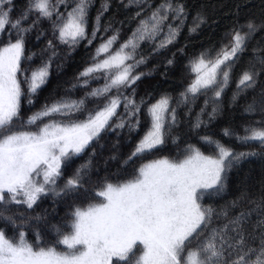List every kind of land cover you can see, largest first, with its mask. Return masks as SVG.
<instances>
[{"label": "snow or ice", "instance_id": "6c2138e0", "mask_svg": "<svg viewBox=\"0 0 264 264\" xmlns=\"http://www.w3.org/2000/svg\"><path fill=\"white\" fill-rule=\"evenodd\" d=\"M94 2L27 0L25 10L13 19L14 0H0V35H9L8 42L0 46V222L16 230L14 236H9L5 228H0V264H264V190L256 200L247 195V190H241L239 196L220 207L202 202L205 197L222 196L233 168L250 157H264V90L244 109L249 115L259 113L260 120L246 123L239 132L235 128L222 130L224 136L242 144L254 143L260 152H236L212 136H202L200 139L212 146V154L206 155L189 144L180 159L151 160L138 167L131 179L116 183L105 180L94 192L99 202L73 206L66 224L51 226L58 237L56 244L42 245L39 230L35 244L26 238L24 228L28 223L40 225L45 216H27L19 211L21 207L34 210L49 196L58 201L88 192L85 184L93 170L94 151L62 185L59 181L72 160L98 142L102 133L118 129L139 133L143 112L147 127L125 159L124 164H128L159 150L170 136L173 143L179 139L172 136V131L181 123L182 109L184 116L191 118L193 131L207 127L221 111L222 98L241 55L249 50L258 32L264 33V20H249L233 27L225 34L227 43L219 49H205L190 61L188 69L194 79L177 96L164 93L152 103L145 97L137 101L134 85L151 75L136 72L147 63V57L137 59L140 43L159 38L153 48L158 53L176 42L188 19L183 0H160L113 51L119 39V29L114 30L97 47L92 63L78 74V83L72 88H86L101 75L103 85L79 100L61 97L21 120L24 86L28 103L32 104V98L47 84L52 66L49 57L35 68L22 67L35 55H25L26 34L41 20H48L60 44L70 49L85 39L91 44L100 31L101 17L110 7L109 0H103L89 39L88 17ZM60 5L65 6L66 13L59 11ZM124 6L138 7L135 17H140L151 8V2L127 0ZM32 15L36 18L25 26ZM205 23L206 15L197 12L189 34H195ZM48 49L56 55L52 40L48 41ZM251 52L247 69L236 80L232 104L255 90L264 72V39L257 40ZM166 63L172 65L174 60ZM127 89H131L129 95H125ZM200 97L204 98L203 106L193 116V105ZM86 100H104V104L85 111ZM121 106L123 113L118 111ZM13 206L16 212H12ZM216 221L221 223L214 226ZM56 245H63V250Z\"/></svg>", "mask_w": 264, "mask_h": 264}, {"label": "trees", "instance_id": "16d2710c", "mask_svg": "<svg viewBox=\"0 0 264 264\" xmlns=\"http://www.w3.org/2000/svg\"><path fill=\"white\" fill-rule=\"evenodd\" d=\"M109 2L110 7L108 11L101 17L100 31L97 33L96 38L92 40L91 44L88 43V39L81 41L74 49H70L67 45L60 44L53 36L51 21L48 26L49 30L46 31V26H44L43 23L44 20H41L32 28L31 32L26 34L25 55L33 56V54H35L31 61L27 60V65L30 66L33 63L35 65L39 60L41 62L42 60L47 61L49 57H52V66L48 82L35 96L36 100L32 103V106L26 102V99L22 98L21 118L22 114L31 110L34 105L42 108L45 104H51L54 100H58L64 96H70L72 99L79 100L85 97L84 92H90L95 88V84L98 86L102 84L92 81L86 88H72L73 84L78 83V74L92 63V57L97 47L111 37L114 34V30L119 29L118 42L113 45L114 51L131 36L132 32L139 25L140 19L150 15L152 9L160 3V0H150L151 8H146L140 17H135V13L139 11L138 7L124 6V4H127V0H124V4L121 3V0H109ZM183 2L188 10V19L180 35L177 37L176 42L158 53H154L153 48L156 43H158L159 38L156 41L146 40L141 42L140 47L137 49V59H139L140 56L147 57V63L140 65V67L136 69V72H143L145 74L151 73V75H145L134 85L136 92L135 99L137 101H139L141 97H145L148 99V103H152L164 93H169L173 97L177 96V94L183 91L193 80L189 75L188 69L191 56H197L205 49H219L222 43H227L225 34L233 27L244 25L249 20H253L254 22L264 20V0H183ZM102 3L103 0H95L89 12V39H91L94 19L96 15L102 11ZM16 6H21L20 8L26 7L27 0H14V8ZM70 9L71 4L68 6V10ZM59 11L66 13L65 6L60 5ZM197 12H202L206 15V23L201 25L195 34H189V26ZM13 15L14 17L17 15L16 10L12 12V16ZM35 18V15L30 16L25 26L30 24ZM105 28H108V30L105 31ZM4 36L8 39V34H4L0 37L2 38ZM260 39H264V33L258 32L256 34V39L249 44V50L243 53L241 59L237 62L232 73V83L229 85V88L222 98L223 103L221 111L216 119L209 123L207 127H201L193 131L190 127L191 118H186L182 109L180 115L181 123L172 131V136H178L179 139L173 143L170 136L165 145L147 156L149 159L154 155H162L169 159L182 158L189 144L200 148L205 154H212V146L204 143L200 139V137L205 135L212 136L214 139L232 147L236 152L261 151L254 143L247 145L242 144L235 138L224 136L222 131L225 128H235L239 132L246 123L261 119L259 113L249 115L244 112V109L247 104L252 102L254 97L258 98L261 90H264V72L259 76L258 85L255 90H249L248 93L242 95L235 104L230 103L231 96L236 90V80L239 78V75L247 69L252 57L251 49L257 43V40ZM49 40H52L55 46V56H52L53 50L48 49ZM38 47L41 48L38 49ZM180 49H183V52H181ZM261 55H264V53H261ZM169 59L174 60L172 65H167L166 62ZM24 65L23 62L22 66ZM36 66L39 65H35L34 67ZM257 68H259V65H257ZM101 77L103 78L102 75ZM130 93L131 89L125 90V95H129ZM203 103L204 98L200 97L194 105L195 111L193 116L200 111ZM208 110H211V106H209ZM85 111H88L87 100ZM118 111L123 113V107L121 106ZM143 115L142 112L141 119L145 121ZM82 117H84L83 114L80 115V119H82ZM204 118L206 119L207 117ZM19 127H21L20 123ZM144 127L145 125L142 123L139 133L130 134L127 129H118L116 131L102 133L98 142H94L82 156L72 160L71 164L64 170V177L61 180L64 181L67 179L78 165L87 161L89 155L94 151L93 170L90 174L89 182L85 184V188L88 189V192H92L93 185L97 184L102 179L112 178V180H115L113 181L114 183L120 182L121 179L118 178L123 174L124 170H129L135 163H140L144 160L136 159L135 163L129 162L128 164H124L125 159L131 154L134 144L139 140ZM111 156H116L117 159L112 160L110 159ZM241 190H247V195L252 200H256L261 195L262 190H264V157H250L239 166L233 168L228 174V188L222 196L213 197L211 199L205 197L202 202L220 207L227 201H231L239 196ZM82 192L83 191H81L79 197L72 198L71 203L78 201L79 198L87 196ZM60 201L59 205L62 206L58 209L57 202H59V200H56L53 204L44 200L40 204V208L38 207L37 213L27 215L35 216L41 214L45 216V222H42L40 225H37L34 221L29 222L32 225L30 230L33 231H30L31 233L29 232L30 234L27 235L28 237L36 241V231L39 230L40 236H42L40 240L42 245L48 246L56 244L58 237L51 226L54 224L60 225V223L65 221L67 207L70 205L69 200L65 201L63 199ZM63 202L65 203L62 204ZM54 204H56L57 207ZM245 207H251V205H245ZM219 223H221V221H216L214 226H218ZM2 228H4L3 225ZM6 232L9 236L15 235L13 231L6 230ZM46 232L53 233L54 237L48 238ZM44 235H46V238ZM194 244L195 241L193 242V246ZM56 246L58 247L60 245Z\"/></svg>", "mask_w": 264, "mask_h": 264}, {"label": "rangeland", "instance_id": "374dc122", "mask_svg": "<svg viewBox=\"0 0 264 264\" xmlns=\"http://www.w3.org/2000/svg\"><path fill=\"white\" fill-rule=\"evenodd\" d=\"M21 6H16L15 8H14V11L16 10V16L14 17V15L12 16L13 17V19H15V18H17L20 14H21V12H23L24 10H25V8L26 7H22V8H20ZM15 14V13H14ZM34 18V17H33ZM43 23H44V26H46V31L47 30H49V25H50V21H48V20H44L43 21ZM37 28V27H36ZM0 36H2V35H0ZM8 39H9V35H8ZM8 39L6 38V36H4V37H0V46H3L4 44H6L7 42H8ZM12 39H15V35H14V33L12 34ZM42 46V45H41ZM41 47H38V49H40ZM117 49V48H116ZM27 56V55H26ZM196 56H191L190 57V61L192 60V59H194ZM45 60V59H44ZM40 61V60H39ZM38 61V62H39ZM43 61V60H42ZM37 62V64H35V65H40L42 62L40 61L39 63ZM24 66H22L24 69H26V70H29L30 68H35L34 66V63L32 64V65H30V66H28L27 65V60H25L24 61ZM37 67V66H36ZM189 75L194 79V74L193 73H191V71L189 70ZM21 79H23V77H21ZM94 82L95 83H102V84H99V86H101V85H103V83H104V79L101 77V79H99L98 81L97 80H94ZM95 88H97V87H99L97 84H95ZM25 87V96L24 97H22V98H24V99H26V102L28 103V96H27V86L25 85L24 86ZM84 93H86V92H84ZM83 93V94H84ZM161 96V95H160ZM159 96V97H160ZM158 97V98H159ZM157 98V99H158ZM33 102L36 100V97L34 96L33 98ZM87 103H88V110H93V109H96V108H102L103 107V104H104V100H100V101H93V100H87ZM29 104V103H28ZM100 104H102V105H100ZM30 106H32V104H29ZM41 109V107H37L36 105H34V107L31 109V110H29V111H27V112H24L23 114H22V118H21V120H26L30 115H32L33 113H35V112H37V111H39ZM194 111H195V109H194V105H193V112H192V115H193V113H194ZM183 113H184V110H183ZM144 116V118H145V121H144V125H145V127H144V129H143V131L141 132V134H140V137L144 134V132H145V130H146V127H147V117L145 116V115H143ZM84 117H82V119H83ZM16 127L17 128H20L19 127V122L16 124ZM31 130H35V128H32ZM140 137H139V139H140ZM137 142V141H136ZM134 146H135V144H134ZM206 155H210V154H206ZM148 156V155H147ZM147 156H145L144 158H142V159H144V160H142L140 163H135L134 164V166L131 168V169H129V170H124V172H123V174L118 178V179H121V181L120 182H123L124 180H127V179H131L132 178V176L135 174V170L138 168V167H140L143 163H147V162H149V161H151V160H155V159H159V158H166L165 156H162V155H154L151 159H149V157H147ZM177 156H181V155H177ZM178 158H181V157H178ZM178 158H176V159H178ZM169 159V158H168ZM114 178V177H113ZM105 180H107V181H110V182H113V181H115L114 179L112 180V178H110V179H102L101 181H99L97 184H95V185H93V188H92V192L91 191H89L88 193H86L85 195H87L86 197H82V198H79L78 199V201H74V203H71V199L72 198H65L64 200L65 201H68L69 200V202H70V205H69V207H67V215H66V217H65V221L63 222V223H60V225H63V224H66L67 223V221L70 219V213H71V211H72V209H73V206H80V207H86L87 206V204L88 203H90V202H99V197H94V192L96 191V190H99V188L101 187V185L103 184V182L105 181ZM61 181L62 180H60L59 181V183L62 185L63 183H64V181H62V183H61ZM114 183V182H113ZM83 193V192H82ZM45 201H47L48 203L50 202V204H53L54 202H56V200H54V198L53 197H51V196H49L48 198H46V199H44ZM44 200H42V202L44 201ZM42 202H40L39 203V205L37 206V207H35V209L34 210H26V209H24L23 207H21L20 209H19V211L20 212H23V213H25L26 215H33V214H35V213H37V209H39L40 208V204L42 203ZM61 201L59 200V202H57V205H58V209L60 208V206H62V205H59V203H60ZM65 202H63L62 204H64ZM55 206H56V204H54ZM54 206V207H55ZM39 207V208H38ZM57 207V206H56ZM15 211H17V209H16V207L15 206H13V208H12V212H15ZM55 214H57V213H55ZM4 226V228H7V229H5V230H9V231H13V233L15 234V229H13L10 225H5L3 222H0V228H2V225ZM31 227H32V225H31V223H28V225L24 228V231L26 232V234L27 235H29L31 232L30 231H33V230H30L31 229ZM52 231V230H51ZM65 231H67V229H65ZM30 232V233H29ZM46 234H47V237L48 238H51L52 236L54 237V235H53V233H51V232H46ZM45 236V238H46V235H44ZM42 237V236H41ZM26 238L28 239V241L30 242V243H33V244H35L36 243V241H35V239H33V238H31V237H28V236H26ZM36 238V237H35ZM41 242V241H40ZM47 244V243H46ZM44 246H47V245H44ZM49 246V245H48ZM58 248V250H63V245H60V246H58L57 247Z\"/></svg>", "mask_w": 264, "mask_h": 264}]
</instances>
